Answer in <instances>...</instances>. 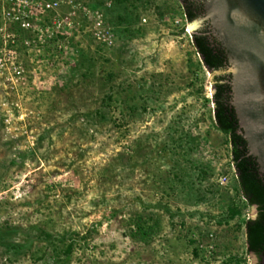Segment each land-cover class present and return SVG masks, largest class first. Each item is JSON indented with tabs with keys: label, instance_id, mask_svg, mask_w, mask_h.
I'll return each instance as SVG.
<instances>
[{
	"label": "rangeland",
	"instance_id": "rangeland-1",
	"mask_svg": "<svg viewBox=\"0 0 264 264\" xmlns=\"http://www.w3.org/2000/svg\"><path fill=\"white\" fill-rule=\"evenodd\" d=\"M103 12L0 66V264H264L180 1Z\"/></svg>",
	"mask_w": 264,
	"mask_h": 264
},
{
	"label": "water",
	"instance_id": "water-1",
	"mask_svg": "<svg viewBox=\"0 0 264 264\" xmlns=\"http://www.w3.org/2000/svg\"><path fill=\"white\" fill-rule=\"evenodd\" d=\"M203 4L204 15L190 24L194 29L209 24L225 66L214 72L227 74L242 136L264 175V0Z\"/></svg>",
	"mask_w": 264,
	"mask_h": 264
},
{
	"label": "built area",
	"instance_id": "built-area-1",
	"mask_svg": "<svg viewBox=\"0 0 264 264\" xmlns=\"http://www.w3.org/2000/svg\"><path fill=\"white\" fill-rule=\"evenodd\" d=\"M101 1L102 6L86 0H0V66L9 64L20 75L19 44L38 52L81 30L91 32L98 44L112 46V27L105 23L103 9L115 0Z\"/></svg>",
	"mask_w": 264,
	"mask_h": 264
},
{
	"label": "trees",
	"instance_id": "trees-1",
	"mask_svg": "<svg viewBox=\"0 0 264 264\" xmlns=\"http://www.w3.org/2000/svg\"><path fill=\"white\" fill-rule=\"evenodd\" d=\"M185 19L191 23L204 15L203 0H179ZM192 44L202 64L210 71L224 70L222 55L211 33L207 21L191 32ZM213 117L216 127L228 135L231 160L241 195L249 207H256V215L245 221L247 250L264 259V175L260 171L256 157L249 153L247 141L232 105L231 90L226 73L214 75ZM229 217L240 210L229 208Z\"/></svg>",
	"mask_w": 264,
	"mask_h": 264
},
{
	"label": "bare ground",
	"instance_id": "bare-ground-1",
	"mask_svg": "<svg viewBox=\"0 0 264 264\" xmlns=\"http://www.w3.org/2000/svg\"><path fill=\"white\" fill-rule=\"evenodd\" d=\"M192 25V24H191ZM189 28H190V26H189ZM190 30V29H189Z\"/></svg>",
	"mask_w": 264,
	"mask_h": 264
}]
</instances>
